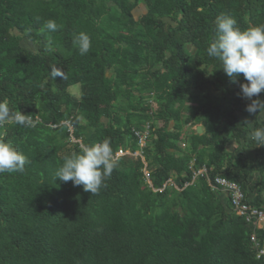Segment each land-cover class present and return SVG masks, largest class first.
Masks as SVG:
<instances>
[{
    "label": "trees",
    "instance_id": "trees-1",
    "mask_svg": "<svg viewBox=\"0 0 264 264\" xmlns=\"http://www.w3.org/2000/svg\"><path fill=\"white\" fill-rule=\"evenodd\" d=\"M222 14L241 28L261 25L264 0H0V103L10 110L0 138L30 161L0 174V264H264L249 241L253 225L204 177L190 178L192 162L264 210V146L250 138L264 115H241L247 81L232 82L206 52ZM49 19L57 32L41 31ZM80 32L91 38L86 55L73 44ZM146 122L143 161L115 158L97 195L55 179L85 146L136 150L132 129ZM196 125L201 133L192 129L180 147L182 129ZM255 233L264 245V225Z\"/></svg>",
    "mask_w": 264,
    "mask_h": 264
},
{
    "label": "clouds",
    "instance_id": "clouds-1",
    "mask_svg": "<svg viewBox=\"0 0 264 264\" xmlns=\"http://www.w3.org/2000/svg\"><path fill=\"white\" fill-rule=\"evenodd\" d=\"M61 26L53 19L44 21L41 31L57 32ZM73 44L81 55L91 48V38L83 32L74 34ZM207 55L219 60L224 73L235 82L243 74L247 83L240 85L243 98L252 102L247 106L249 113L264 111V101L253 100L264 93V24L241 28L237 19L230 14H222L215 21V37L206 49ZM10 118V110L0 103V125ZM17 124L26 126L23 114L15 117ZM250 138L257 146H264V129H255ZM28 157L17 150L9 140L0 138V174L23 172L29 164ZM110 141L103 140L82 148L79 153L65 157L58 166L55 179L71 181L74 186L97 195L104 182L117 166Z\"/></svg>",
    "mask_w": 264,
    "mask_h": 264
},
{
    "label": "built area",
    "instance_id": "built-area-1",
    "mask_svg": "<svg viewBox=\"0 0 264 264\" xmlns=\"http://www.w3.org/2000/svg\"><path fill=\"white\" fill-rule=\"evenodd\" d=\"M63 123L67 126V131L69 132L70 141L71 142L78 141L72 137L73 128L70 122L64 121ZM149 132H150V123L148 122L144 123V127L142 130L132 129V134L137 140L136 150L131 151L128 148H119L113 155L114 159L119 156L128 155L134 158L140 157V159L143 161L142 148L147 143V137L149 136ZM143 163H144L142 167L143 178L150 185V181L148 178L149 173L146 168V163L145 162ZM189 168L192 171L190 177L191 181L195 180L196 177H204L207 181V184L213 191L220 193L227 199L230 205V209L236 216L243 218L245 222L251 223L253 225L254 229L249 235V241L252 243L256 251L255 252L256 258L264 257V245L259 244L255 233V229H260L264 225V210L249 205L245 199L244 193L237 184L227 179H224L220 176L213 177L212 180L208 179L205 167H201L195 170L192 167V162L190 163ZM169 182L170 184H172L170 180Z\"/></svg>",
    "mask_w": 264,
    "mask_h": 264
},
{
    "label": "rangeland",
    "instance_id": "rangeland-1",
    "mask_svg": "<svg viewBox=\"0 0 264 264\" xmlns=\"http://www.w3.org/2000/svg\"><path fill=\"white\" fill-rule=\"evenodd\" d=\"M144 12V6H143V4H139L138 5V7L137 8H135L134 9V11H133V14L135 15V16H139L141 13H143ZM21 45L23 46V47H25L26 49H28V50H35V45L34 44H32V43H30L29 41H27V40H25V39H22L21 40ZM69 90H70V92L72 93V94H74V95H77L78 94V86H72V87H70L69 88ZM215 95H218V94H216L215 93ZM150 99V98H149ZM147 101H148V99H147ZM244 101H245V103H246V106H248L250 103H251V100H248V99H246V98H244ZM117 106L120 108V110H122V112H123V110H124V101L122 100V99H120L118 102H117ZM246 112H247V107H246ZM247 113H249V112H247ZM249 114H251V113H249ZM241 115H245L244 116V118H247L248 117V115L247 114H245V110H244V113L243 114H241ZM195 127L196 126H190V127H184L183 129H182V131H181V138H180V141L178 142V145L180 146V147H183V143L185 142L184 140H185V138L187 137V135L189 134V132L192 130V129H195ZM233 145V143H231V146ZM247 152L249 153V154H251L252 153V151H251V149H247Z\"/></svg>",
    "mask_w": 264,
    "mask_h": 264
},
{
    "label": "crops",
    "instance_id": "crops-1",
    "mask_svg": "<svg viewBox=\"0 0 264 264\" xmlns=\"http://www.w3.org/2000/svg\"><path fill=\"white\" fill-rule=\"evenodd\" d=\"M248 112V111H247ZM246 112V109H245V114H247L248 115V117H247V121H252V119L255 117V114L256 115H259L260 114V116H263L264 115V111H261V112H256V113H251V114H249V113H247ZM243 116V115H242ZM245 116V115H244ZM243 116V117H244ZM197 126V125H196ZM230 145H231V143H230ZM233 147H236V144L234 143L233 145H232ZM232 146H231V148H232ZM222 196V198H224V196L223 195H221Z\"/></svg>",
    "mask_w": 264,
    "mask_h": 264
},
{
    "label": "water",
    "instance_id": "water-1",
    "mask_svg": "<svg viewBox=\"0 0 264 264\" xmlns=\"http://www.w3.org/2000/svg\"><path fill=\"white\" fill-rule=\"evenodd\" d=\"M195 131H196L197 134H200L201 133V126L200 125H197L195 127Z\"/></svg>",
    "mask_w": 264,
    "mask_h": 264
}]
</instances>
